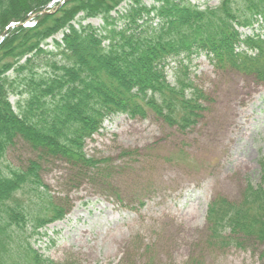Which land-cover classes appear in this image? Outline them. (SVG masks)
Masks as SVG:
<instances>
[{
    "label": "trees",
    "instance_id": "obj_1",
    "mask_svg": "<svg viewBox=\"0 0 264 264\" xmlns=\"http://www.w3.org/2000/svg\"><path fill=\"white\" fill-rule=\"evenodd\" d=\"M149 2L0 0V264H78L71 257L55 262L34 246L72 209L67 195L52 194L45 173L62 163L68 187L88 182L105 190L106 161L85 152L105 121L152 115L182 132L194 126L207 101L190 78L195 59L264 84V0L205 8ZM95 18L100 27L83 24ZM50 39L53 51L44 49ZM19 144L25 154L11 162ZM197 242L200 253L260 246L264 263V176L234 201L216 194ZM127 256L118 264H136ZM203 263L202 254L189 260Z\"/></svg>",
    "mask_w": 264,
    "mask_h": 264
},
{
    "label": "rangeland",
    "instance_id": "obj_2",
    "mask_svg": "<svg viewBox=\"0 0 264 264\" xmlns=\"http://www.w3.org/2000/svg\"><path fill=\"white\" fill-rule=\"evenodd\" d=\"M188 1L205 8L220 0ZM83 24L98 28L102 22L95 18ZM44 49L54 50L51 39ZM190 78L207 97L190 129L179 131L152 115L142 120L115 115L86 142L87 156L106 161L109 188L88 182L68 187L62 163L47 170L45 184L53 195H67L72 209L34 243L44 257L118 264L128 253L136 264H189L202 254L203 264H264L260 246L214 253L197 248L213 197L234 201L247 182L258 184L264 176V84L221 73L204 57L192 62ZM17 101L10 97L14 108ZM24 154L19 144L8 160L19 162Z\"/></svg>",
    "mask_w": 264,
    "mask_h": 264
}]
</instances>
